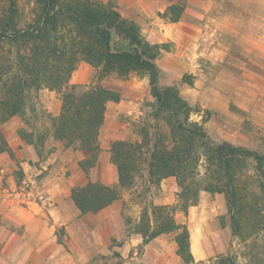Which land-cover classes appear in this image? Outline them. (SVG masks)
Wrapping results in <instances>:
<instances>
[{
    "label": "rangeland",
    "instance_id": "374dc122",
    "mask_svg": "<svg viewBox=\"0 0 264 264\" xmlns=\"http://www.w3.org/2000/svg\"><path fill=\"white\" fill-rule=\"evenodd\" d=\"M100 1L134 21L149 44L164 46L155 61L160 86L176 87L189 104L210 112L206 130L211 139L264 154V0ZM179 2L185 3V11L179 22L170 23L163 15ZM19 6L22 22L29 21L31 0H19ZM97 84L119 91L121 100L107 104L98 162L88 174L78 167L84 154L71 148L61 151L62 144L57 147L51 137L42 161L32 146H18V130L37 133L49 127L50 116H58L56 92L42 89L32 99L29 107L35 114L26 116L30 127L19 117L0 126L5 143L0 144V264H182L175 234L143 244L136 233L144 208L176 205L178 188L174 191L173 184L148 187L138 180L135 188L95 215H82L70 199L71 190L88 181L116 185L110 135L133 133L139 141L135 126L153 102L147 78L112 75L97 81L95 70L79 62L69 85ZM50 149L54 151L48 154ZM174 218L189 231L195 263L233 253L245 264L223 195L201 193L187 215L175 212Z\"/></svg>",
    "mask_w": 264,
    "mask_h": 264
},
{
    "label": "trees",
    "instance_id": "16d2710c",
    "mask_svg": "<svg viewBox=\"0 0 264 264\" xmlns=\"http://www.w3.org/2000/svg\"><path fill=\"white\" fill-rule=\"evenodd\" d=\"M31 2L32 17L22 22L19 0H0V126L19 117L30 127L26 116L35 114L29 107L32 99L42 89L56 92L60 112L49 117V127L37 133L23 128L18 136L33 147L40 161L48 137L64 149L83 152L85 158L78 167L88 174L98 162L107 104L120 102L121 94L100 84L69 85L77 64L91 66L97 81L112 75L147 78L153 102L135 126L139 141L118 140L109 145L118 183L108 186L88 181L73 188L70 199L74 206L82 215H95L120 200L123 191L135 188L138 180L158 188L163 180L174 178L176 205H153L141 213L136 233L143 244L175 234L176 254L182 264H197L189 231L175 221L174 213L187 215L201 193L218 194L225 198L231 234L243 245L245 264H264V154L211 139L206 130L210 112L189 104L176 87L160 86L155 61L164 46L149 44L139 26L122 17L111 3ZM184 11L185 3L179 2L171 4L163 16L177 23ZM195 116L201 119L195 120ZM0 144L5 146L1 132ZM198 264L240 263L231 253Z\"/></svg>",
    "mask_w": 264,
    "mask_h": 264
},
{
    "label": "crops",
    "instance_id": "0c3cea01",
    "mask_svg": "<svg viewBox=\"0 0 264 264\" xmlns=\"http://www.w3.org/2000/svg\"><path fill=\"white\" fill-rule=\"evenodd\" d=\"M113 104L116 105V103H113ZM107 106H109V105H107ZM117 106H118V105H117ZM54 117H55V116H54ZM110 137H111V139H112V142H113V141H118V140H123V141H128V142H136V141L138 140V138H137L133 133H131V134L128 133V134H125V135H110ZM18 138H19V137H18ZM17 140H20V141H18V146H19V145H20V146H24V145H23V142L21 141L20 138L17 139ZM56 146H57V147L60 146V143H57ZM63 149H64V148H63V146H62V150H61V151H63ZM81 153L84 154L83 152H81ZM84 158H85V155H82V158H81L80 160H82V159H84ZM80 160H79V161H80ZM113 182H114V184H117V183H118V176H117V175H115V178H114ZM165 184H173L172 189H173L174 191L177 189V184H176L174 178H168V179L163 180V181L161 182V184H160L161 188H164ZM204 194H207V193H204Z\"/></svg>",
    "mask_w": 264,
    "mask_h": 264
}]
</instances>
